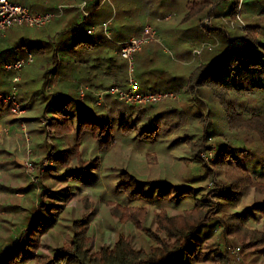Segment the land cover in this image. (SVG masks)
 Segmentation results:
<instances>
[{
    "label": "rangeland",
    "instance_id": "rangeland-1",
    "mask_svg": "<svg viewBox=\"0 0 264 264\" xmlns=\"http://www.w3.org/2000/svg\"><path fill=\"white\" fill-rule=\"evenodd\" d=\"M25 1L29 3L36 2V0ZM160 1H164V3L160 5ZM219 1L218 7L227 9L233 0ZM183 2L184 0H101V12H106L108 19H105V15L100 18L102 21L112 20V24L116 22L118 25H120L121 19L124 17L129 18L130 21H138L131 24L137 26L135 35H138L145 25H150L157 30L158 44H154V46H162L158 50V56L153 58L151 62L145 61V58L142 57L143 55L140 54L134 57L137 60L141 59L144 64L148 62L159 64L160 66L157 68L158 74L164 78L167 77L168 79L170 77V70L173 73H184L186 77L183 78L184 82L181 78V83L176 85V87H174L175 84H170L171 82L157 86L158 89L156 90H159V92L170 91L174 97L164 98L156 104L147 106L167 105V103H170L181 108L186 113L183 117L186 122L193 111L194 116L197 112L195 117L199 118L195 122L196 127L192 128L195 130V136H198L202 127H205L206 131L204 138L199 143L200 147L198 146L199 148L195 149L196 152H192L190 151V144L180 145L175 143L174 137L169 135L163 139L161 137L155 144H135L127 142V138L119 135L117 131L116 137L118 140L116 139L117 141L113 145L103 150L98 147V144L93 139L85 137L80 142L79 158L83 162L87 161L88 165L85 166L83 171L78 173L79 175L74 173L73 179L64 178V173L77 172L81 165L78 163V159H73L67 167H57L54 162V154L57 151L66 149L68 146H72L74 144V136L73 134H68L66 138H56L50 133L49 123V129H47L45 117L40 114L41 105H38L39 100H36L37 96L35 93L36 90L42 89L44 95L49 99V93L45 90L48 79L46 78L44 83L42 78L39 79V74L43 72L44 67L39 69L36 65H32L31 68L36 66L34 69L37 70L32 75L33 81L28 80L24 84L21 81L17 85V100L19 104L22 105L20 100L26 96L25 92L27 90L28 95L26 102H23V104H30L31 102V108L27 109L21 106L24 112L21 114V119H17L11 113L9 107L10 112L7 110L5 112L6 116L0 119L1 250L11 243H21L26 240L28 216H30L33 208L39 210L41 201L46 205H59L61 212L56 213L51 209L43 210L44 207L39 210L37 217L41 216L45 219L40 220L42 228L40 229L41 233L37 241V248L34 253H29L30 259L23 264H43L47 261H52L54 253L71 242L72 235L75 232V229L72 228L73 223L76 225L75 228L79 233V235L77 234L79 238H85L91 245L92 251H96L102 245H111L118 237L129 238L136 246L146 247L148 242L146 235H148V232L157 235L161 234L162 229L158 224V215L162 214L161 212H164L169 217L180 218L191 210L192 205L189 199L179 207L172 205L168 207L157 203L141 204L138 207L124 202L120 194L114 190V186L120 181V172L127 170L133 176L146 183L163 180L180 185L187 182L186 178L193 177L199 165L203 163L213 173V177L206 182H201L200 187L206 198L216 201L217 198L214 194L228 188L230 175L236 177L239 174L232 167L220 169L219 172L210 163L212 151L217 148V144L225 142L229 138L231 144L237 148L235 154L240 157L243 164H247L250 167L256 166L257 169L264 172V147L259 141L256 132L247 131L244 128H238L236 131L229 128L225 123L221 108L216 100L212 99V95L207 91L208 89L191 90L189 86V78L193 72V75L196 72L194 68L205 63L213 54L210 51L220 46L221 36L214 32L215 30L231 36V32L244 30L247 21L253 24L260 23L264 28V17L261 18L257 14L260 5L251 3L252 8L248 10H244L242 6L240 10L236 7L235 11L240 14L244 25L232 29L230 28L231 22L236 19V13L233 16H224L219 12H213L211 15L204 16L195 25L199 34L191 29L192 35L189 40L192 51L186 57L188 58V64L182 65L179 63L181 57L175 54V50L169 44L168 39L171 43L177 45L178 42H173L174 39L172 38L180 36L182 32L191 27V23L180 24L181 17L184 14L182 9ZM86 3H89V0L85 1L82 11L88 15L85 9ZM82 4L83 2L77 7L80 9ZM208 17H213V20L210 21L209 26H205L203 22ZM224 19H227L225 22H229L230 29ZM36 30L35 28L13 29V31H18L20 35L28 32L31 36H36V32H38ZM205 42H210L213 47L211 49L205 48L203 45ZM143 49L140 52L141 54L144 52ZM21 55L17 54V56ZM42 60L45 61L44 59ZM136 62L134 60V67L139 63L137 62L136 64ZM180 67L183 69H179ZM12 73L15 74V72L1 74L0 86H3L1 89H7L3 91L7 92L10 89ZM57 79H59V67L55 72V77L52 76L48 82L51 84L58 83ZM81 86L79 85L77 89L79 95L80 90L84 89ZM55 90L56 92L59 91L58 85ZM86 92L87 90L83 91L84 95ZM91 95L93 94L91 93ZM114 96L116 97V95ZM257 97V95L246 94L243 99L250 98L253 100H250L251 103L256 104L254 101H256ZM113 100L114 98L112 97L100 106L93 103V109L102 112L109 118H112L110 115L112 114L113 122L116 124L118 123V116L115 114L116 111L114 109H110ZM90 101L89 99L88 105L89 103L91 104ZM183 102L188 104L185 105ZM5 105L8 106L6 103ZM160 111H148L144 115H140L139 119L135 120L134 118L135 121L132 122H130L131 117L134 116L130 114V116L126 117V123L134 125L137 130H140V125L154 119L155 114ZM198 113H200V116ZM161 114L163 118L157 115L156 122L163 121L164 113ZM49 115L46 114V117ZM12 116L15 118L14 121H11ZM25 117H36L37 119L26 121L24 120ZM157 126H161V123L159 125L157 123ZM207 132H210V134ZM190 139L188 137L187 140L190 141ZM194 153H196L197 160L193 159ZM94 158L99 164L97 168H94ZM26 160L32 163L31 169L25 165ZM47 166H53L54 169L48 170ZM239 190H242L240 194L231 198L230 202L226 203L220 212L215 209L208 211L205 222L212 224L216 220L215 222L217 223L211 238L206 242L207 246L225 254L228 260L227 264H264V245L247 244L250 236L264 232V212L256 206L264 201V190L260 191L252 186H246ZM65 196H67V199L64 200ZM232 213H238L243 216L242 221L236 226L238 233L230 235L225 231L223 232V238H218V234L222 230H226L227 226L226 222H223L222 225L218 223V220L222 217L226 218ZM242 239H244V242L241 241ZM207 246L203 249L204 251L208 248ZM236 248H239V250L236 251ZM216 263L214 260H209L202 264Z\"/></svg>",
    "mask_w": 264,
    "mask_h": 264
},
{
    "label": "trees",
    "instance_id": "trees-1",
    "mask_svg": "<svg viewBox=\"0 0 264 264\" xmlns=\"http://www.w3.org/2000/svg\"><path fill=\"white\" fill-rule=\"evenodd\" d=\"M100 1L95 0L92 3L93 6L89 10V15L92 16L97 12V9L101 6ZM21 3L28 6L25 0ZM163 3L164 1H160V5ZM219 3V0H184L182 3L184 14L181 17L180 24L191 23V27L184 32L189 33L191 36V29H193L198 33L195 25L204 16L211 15L213 12H219L224 16H233L236 13L238 0H233L227 9L223 7L219 8ZM251 3L260 5L257 14L261 18L264 17V1L246 0L242 4L243 9L248 10L252 8ZM29 8L31 11L40 12L53 10V8L45 6L38 9ZM55 11L58 12L57 10ZM62 12L72 14L67 17L65 16L58 23L57 27L65 26L63 29L66 32L59 37L60 43L57 46L53 45L49 40H34L22 36L15 43L9 45L8 48L0 50V56L2 55L3 58L11 56L10 54L14 53L17 49L23 50L25 54L29 51H34L35 53L42 51L44 53L47 48L48 59L43 66V72L39 75V79L42 78L43 83L47 73L59 67V79H57L59 91L57 95L52 97V99H48L42 89L36 90L35 95L38 98L36 100H39L38 105H41L40 114L44 117H46V114H50L47 116V119L52 136L56 138H66L68 134H73L74 136V144L72 146H68L66 149L57 151L54 154V162L57 167H67L73 159H78L79 162H77L81 165L77 172H66L63 174V177L73 179L74 173L79 175L78 173L83 171L85 166L88 165L87 161L83 162L79 158L80 142L85 137H90L91 140L93 139L98 144V147L105 150L118 140L116 137L117 131L119 135L127 138V142L135 144H155L161 137L163 139L169 135L174 137L175 143H179L180 145L190 144V151L196 152L195 149L200 147L199 143L204 138L206 132L205 127H202L199 130L198 136H195V130L192 128L196 127L195 122L199 118L195 117L197 112L194 116L193 111L186 122L183 120L186 113L181 108L170 103L159 106H132L122 104V101H117L113 94H106V102L110 98H114L110 106V109H114L116 111L115 114L118 116V123L114 124L112 114H110L112 118L106 117L102 112L94 110L90 103L89 105L87 104L89 99L92 104L95 101L90 91H87L84 97H79L77 89L80 84L75 83L74 79H72L73 73L77 70L79 75H86L91 69H100V66L103 65L102 62H99L100 60L97 57H94L93 60H89V58L93 54L100 52L101 49L99 47L104 42H107V38L101 28H97L92 36L87 34V30L92 24H89L87 18V20L81 21L84 23H77L79 15L77 7H68V9ZM102 22L104 21L99 23L101 24ZM21 29H28V27ZM214 32H217L221 36L220 46L210 51L213 54L205 63L194 68L196 72L194 75L193 72L189 78L190 89H208L207 91L212 95V99L216 100L221 108L227 126L235 131L238 128H244L247 131L256 132L259 141L264 147L263 25L247 21L244 30L231 32V36L224 35L219 30H215ZM27 34L30 33L27 32ZM179 37H182V34ZM112 48L118 53V47L112 46ZM57 52L60 55V65L57 59ZM118 58L120 57L117 54L112 53L108 59H105L104 63L109 64L110 68H113L114 75L123 66L125 67ZM76 78L78 79L79 76ZM83 78L84 76L80 79ZM24 82L26 83L27 81L22 80V84ZM112 86L115 85H110L106 89ZM3 90L7 89L4 88ZM140 91L155 92L159 90ZM246 94L257 95L258 97L254 101L256 104H252L251 101L253 100L250 98L243 99ZM25 95L23 99H18L22 103L21 106L28 109L31 108V102L30 104H23V102H26L27 90ZM183 104L187 105L188 103L183 102ZM7 110L9 111V106L0 101V119L6 116L5 112ZM158 110L161 111L155 115L163 118V115H160V113H164L163 123L156 122V116L147 123H140L142 124L140 125V130H137L134 125L126 123V117L130 116V114L134 116L131 117L130 122H132L139 119L140 115H144L148 111L155 112ZM198 115L200 116V113ZM31 119L37 118H24L26 121ZM14 120L15 118L12 116L11 121ZM157 123L158 125L161 123V126L158 127ZM207 133L210 134V132ZM188 137L191 138L190 141L187 140ZM236 149L231 144L229 138L225 142H219L217 148L212 151L210 163L214 165L217 171L220 172V169L232 167L239 173L236 177L230 175L227 189H222L217 194H214L217 198L216 201L206 198L200 187L201 182H206L213 177V173L203 163L199 165L193 177L186 178L187 182L180 185L163 180L146 183L133 176L127 170H122L120 172V181L114 186V190L120 194L122 201L138 207L141 204L148 205L152 203L168 207L171 205L179 207L189 199L192 205L191 210L187 211L188 213H185L186 215L180 218L169 217L164 212H161L162 214L158 215V224L162 229L161 234L157 235L148 232V235H146L148 237L146 238L148 241L146 247L136 246L129 238L118 237L111 245H102L96 251H92L91 245L86 239L79 238V233L75 228L76 225L73 223L72 228L75 229V232L69 245L57 250L54 253L52 261L50 260L43 264H202L209 260L216 261V264H227L228 260L225 254L213 247L207 246L206 242L211 238L217 222L214 220L212 224L206 223V215L208 211L214 209L220 212L223 206L230 202L231 198L240 194L242 190L239 189L243 187L252 186L260 191L264 190V172L257 169L256 166L250 167L247 164H243L240 157L235 154ZM193 159H196V153L193 154ZM93 163L94 168H97L99 164L96 158H94ZM197 163L200 162L198 161ZM46 168L48 170L54 169L53 166H47ZM65 199H67V196L64 197ZM39 205V210L44 207L43 210L51 209L56 213L61 212L59 205H46L43 201ZM256 206L264 212V201L258 203ZM36 210L33 208L30 216H28V223L26 222V240L21 243H11L3 250L0 249V264H23L30 259L29 253H34V250L37 248V241L41 233L42 222L40 220L45 219L41 216L37 217L40 211ZM242 218L241 214L232 213L226 216V218L222 217L218 220L219 224L223 225V222L227 223L226 230H222L218 234V238L222 239L223 232L225 231L230 235L237 234L236 226L239 225ZM248 240L249 243L247 244L264 245V232L258 235L254 234ZM241 241L244 242V239ZM205 246L208 248L204 251Z\"/></svg>",
    "mask_w": 264,
    "mask_h": 264
},
{
    "label": "crops",
    "instance_id": "crops-1",
    "mask_svg": "<svg viewBox=\"0 0 264 264\" xmlns=\"http://www.w3.org/2000/svg\"><path fill=\"white\" fill-rule=\"evenodd\" d=\"M17 3L22 4L21 2L23 0H14ZM86 0H36V2L33 3H28V8L29 7H33V8H42V7H49V8H58V10L60 11V14L58 17L54 18V20H52L51 23H49L48 25H46L45 27L41 28V29H37L36 31V36H31V34H24V35H20V33H18V31H13V29H10L8 31L5 32L4 36L1 38L0 40V50L6 49L8 48L9 45L15 43L18 38L23 37H28V38H32L34 40H45V41H50L51 43H53V45H56L58 43H60L59 37L62 36V34H65L66 31H64V27L65 26H60L57 27L59 24V21L63 18H65V16H69L72 13H63L62 11L68 9V7H77V5L81 4L82 2L85 3ZM95 0H89V3H86V11L88 12V15L84 18V20L89 21V24H92V26H90L89 28L93 27V26H97L98 24H100L99 22H101V16L105 15V19H108V14H106V12H101V6L100 8L97 9V12L94 13L92 16L89 15V10L92 9L93 6V2ZM24 5V4H22ZM78 8V7H77ZM30 9V8H29ZM78 10L80 11V9L78 8ZM36 12H40V11H36ZM64 15H63V14ZM78 17L77 23H80L83 19L81 13H78ZM87 18V19H86ZM62 21V20H61ZM109 21V35L106 36V40L107 42H104V44H102V46H100L99 48L101 49L100 52H98V54H93L89 60H93L94 57H97L100 61L102 62V66H100L99 70H95V69H91L89 71L88 74L86 75H79V80L76 78L78 77L79 72L77 70L74 71L73 73V78L70 76V78L74 79L75 83H78L80 85H82L81 87L87 88L86 90H100V89H106L107 87H109L110 85H115L116 87H119L121 89H125L127 87V63L125 60H123L118 53L115 52V50H113L112 46H116L120 47V44L124 41H126L127 39H129L131 36H134L135 32H137V26L135 25H131L134 22H138V21H130L129 18L124 17L121 19L120 25H118L116 22L112 24V20H108ZM130 21V22H128ZM128 23V24H126ZM86 24V22H85ZM112 24V25H111ZM24 28V27H23ZM29 28V27H28ZM16 29V28H14ZM155 29V28H154ZM156 30V29H155ZM96 31V30H95ZM157 32V30H156ZM95 33V32H94ZM90 34L91 36L94 34ZM89 35V34H88ZM158 35V34H157ZM165 37V36H162ZM167 38V37H165ZM180 38V39H178ZM190 34L187 32H182V37L179 36H175L173 40V42L175 41L178 42L177 45H174L173 43H171V41L168 42L169 44L172 46V48L175 50V54L178 57H181L179 59V63L183 64H188V58H186L188 56V53H190L192 51V46L190 45ZM55 42V44H54ZM154 44H158V39L157 41L154 42H150L147 45V47L145 48V46L143 48V53L141 54L140 52L136 53L135 56L138 54L143 55L142 57L145 58V61H152L153 58H155L156 56H158V50L160 47V45L158 46H154ZM161 49V48H160ZM163 50V49H162ZM44 51V50H43ZM46 52H38L35 53L34 51H29L27 53L31 55V61L24 63V65L18 69V70H8V71H0V77L2 73H11V72H15V74L12 75V79L14 76H19L20 79L18 81V83L20 84L21 81L25 80H32L34 79L32 77V75H34V73L37 71L36 69H34L36 66L40 69L41 67L44 66L45 61H47L48 59V55H47V48L45 49ZM112 53L117 54L120 58H118L123 65H125V67L123 66L122 69L120 71H117V74L114 75L113 74V68H110L109 64H104L105 63V59H108L109 56L112 55ZM163 53H165V51H163ZM16 56H15V55ZM17 54H22L21 56H17ZM11 56H5V58H3V56H0V64H13L15 61L19 60V59H26L27 55H23V50H15L14 53L10 54ZM136 56V57H137ZM14 57L15 60H14ZM142 58V59H143ZM42 59H44L45 61H43ZM57 59H58V63L60 65V55L59 52H57ZM134 60H136L137 62H139L137 64L136 62V67H134V76L138 82L139 85V90L142 91H148L151 89H158L157 86H161L164 83H169L170 84H175L174 87H176V85H178L179 83H181V78L183 81V78L186 77L185 74H180V73H173L170 70V77L168 75V79L167 77H163L160 75L159 77V71H157V68L160 66L157 63H142L141 59L137 60L134 57ZM32 65H36L35 67H32ZM179 65V64H178ZM113 66V65H112ZM118 66V65H117ZM179 67V66H177ZM115 68V67H114ZM179 69H183V68H179ZM136 70H138V72H136ZM21 72V73H20ZM172 73V76H171ZM158 74V75H157ZM40 75V74H39ZM83 79H80L81 77H83ZM88 77V78H87ZM175 77V78H174ZM38 78V76H37ZM164 78V79H163ZM174 78V80H173ZM167 79V80H165ZM171 79V80H170ZM185 81V80H184ZM183 81V82H184ZM17 83V85H18ZM0 86V90H1ZM3 91V89L1 90ZM6 92V91H3ZM170 92V91H169ZM80 97V96H79ZM81 98V97H80ZM104 103H105V98H104ZM103 103V104H104ZM91 105L93 106L92 102ZM100 106V105H99Z\"/></svg>",
    "mask_w": 264,
    "mask_h": 264
},
{
    "label": "built area",
    "instance_id": "built-area-1",
    "mask_svg": "<svg viewBox=\"0 0 264 264\" xmlns=\"http://www.w3.org/2000/svg\"><path fill=\"white\" fill-rule=\"evenodd\" d=\"M244 1L246 0H238V4H237L238 10L241 9V6ZM84 6L85 3L80 5V12L82 15L81 19L83 20L87 16V13L82 11L83 10L82 7ZM55 10H57L58 12H56ZM59 14L60 11L58 10V8H54L53 10L46 12H36V11H31L27 6L17 3L14 0H0V40L4 36L5 32L10 29L23 28V27L41 29L46 25H48L49 23H51L52 20H54V18L59 16ZM235 18L236 19L231 22V27H230L231 29L234 27H238V26L241 27L244 25V23L240 18L239 13L235 14ZM212 20L213 17H208L206 18V20H204L203 23H205V26H209L208 24H210V21ZM225 20L227 19H224V22ZM225 23L229 28V22H225ZM108 24H109L108 21H104L98 26H93L87 30V34L90 35L94 33L97 28H101L104 34L108 36L109 35ZM154 41H157L156 30L150 25H145L138 35L132 36L120 44L118 55L123 60L126 61L128 68L127 87L125 89H121L119 87L112 86L108 89H100L92 92L90 91L95 97V101H94L95 105L99 106L103 104L106 94H114L116 95L117 99H119V101H122L126 105H132V106L153 105L163 100L164 98L174 97V95L171 94L170 92H159V91L141 92L139 90L138 82L134 76V56L136 53L140 52L146 44ZM203 45L205 46V48L208 47L209 49L213 47V45L210 42H205ZM30 61H31V55L28 54L26 59H19L15 61L13 64H2V65L0 64V71L18 70L24 65V63ZM57 70L58 68L52 69L47 75L48 77H46L48 80H47V85L45 86V90L47 93H49L48 94L49 99H52V97H54L58 93L55 90L57 88V83L55 82L54 84H51L50 82H48L52 76L55 77V72ZM19 79H20L19 76L13 77L12 85L7 92H3L0 90V101L6 103L10 107L11 113H13L17 119H21L22 117L21 114L24 112L17 100V95H18L17 83ZM86 89L87 88L80 90V95H79L80 97L84 96L83 91ZM44 119L46 121L47 129H49L48 128L49 122L47 117H45ZM25 165L29 169H31L32 167V163L29 162L28 160L25 161ZM236 249H235L236 251L239 250V248Z\"/></svg>",
    "mask_w": 264,
    "mask_h": 264
}]
</instances>
